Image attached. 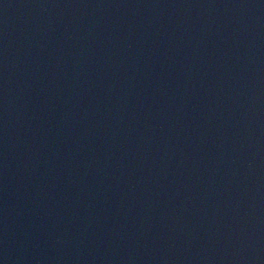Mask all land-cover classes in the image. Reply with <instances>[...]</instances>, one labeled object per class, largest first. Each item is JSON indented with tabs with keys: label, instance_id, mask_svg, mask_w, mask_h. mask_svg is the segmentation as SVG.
Masks as SVG:
<instances>
[{
	"label": "water",
	"instance_id": "95a60500",
	"mask_svg": "<svg viewBox=\"0 0 264 264\" xmlns=\"http://www.w3.org/2000/svg\"><path fill=\"white\" fill-rule=\"evenodd\" d=\"M0 264H264V0H0Z\"/></svg>",
	"mask_w": 264,
	"mask_h": 264
}]
</instances>
